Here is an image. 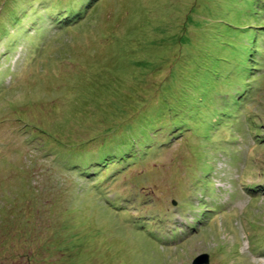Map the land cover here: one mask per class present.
I'll use <instances>...</instances> for the list:
<instances>
[{"label":"rangeland","instance_id":"rangeland-1","mask_svg":"<svg viewBox=\"0 0 264 264\" xmlns=\"http://www.w3.org/2000/svg\"><path fill=\"white\" fill-rule=\"evenodd\" d=\"M204 255L264 264V0H0V264Z\"/></svg>","mask_w":264,"mask_h":264},{"label":"trees","instance_id":"trees-1","mask_svg":"<svg viewBox=\"0 0 264 264\" xmlns=\"http://www.w3.org/2000/svg\"><path fill=\"white\" fill-rule=\"evenodd\" d=\"M53 11H54V12H56V11H61L62 13H58V14L55 15V16H58V19H60V20H61L62 18H66L65 21H67V20H69L70 15H72V16L74 17V15H75L77 9L69 10V12H67V11L59 10L58 8H54ZM63 12H64V13H63ZM60 20H59V21H60ZM104 149H106V148H104ZM132 149H133V147H132V148L129 147V148H128V153L122 155L121 160L123 159V157H127V160H129L130 162H133V160H134V154L136 153V150H137V149H135V150H132ZM108 152L110 153V151H108L107 149L104 151V153H105L106 156H104V157L102 158V160H101L100 158L96 157V158H98V161H99V162H102V164H99L98 167H104V166L109 162V157H110V156H109ZM111 156H113V155H111ZM131 156H132V157H131ZM115 157H116V156H115ZM118 158H120V157H116V159H118ZM123 160H125V159H123ZM131 160H132V161H131ZM99 162H98V163H99Z\"/></svg>","mask_w":264,"mask_h":264},{"label":"water","instance_id":"water-1","mask_svg":"<svg viewBox=\"0 0 264 264\" xmlns=\"http://www.w3.org/2000/svg\"><path fill=\"white\" fill-rule=\"evenodd\" d=\"M193 264H210V257L208 255L201 256Z\"/></svg>","mask_w":264,"mask_h":264}]
</instances>
